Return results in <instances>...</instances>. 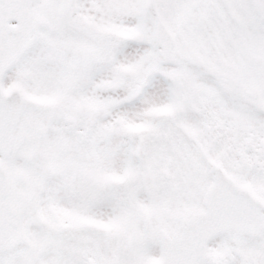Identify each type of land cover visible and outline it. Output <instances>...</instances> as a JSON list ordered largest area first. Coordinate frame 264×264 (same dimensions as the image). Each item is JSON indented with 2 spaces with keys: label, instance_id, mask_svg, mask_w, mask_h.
<instances>
[{
  "label": "snow or ice",
  "instance_id": "snow-or-ice-1",
  "mask_svg": "<svg viewBox=\"0 0 264 264\" xmlns=\"http://www.w3.org/2000/svg\"><path fill=\"white\" fill-rule=\"evenodd\" d=\"M0 264H264V0H0Z\"/></svg>",
  "mask_w": 264,
  "mask_h": 264
}]
</instances>
